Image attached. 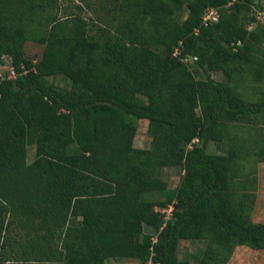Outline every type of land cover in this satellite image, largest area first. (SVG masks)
<instances>
[{"label": "trees", "instance_id": "trees-1", "mask_svg": "<svg viewBox=\"0 0 264 264\" xmlns=\"http://www.w3.org/2000/svg\"><path fill=\"white\" fill-rule=\"evenodd\" d=\"M62 1L0 0V65L16 72L0 76V264H227L238 246L264 250L239 169L264 140L230 132L264 120L263 0H81L94 18ZM208 7L219 18L205 24ZM28 41L44 45L37 62ZM60 75L70 89L47 80ZM173 167L174 193L148 197ZM170 205L169 218L156 209ZM182 240L206 242L198 262L179 258Z\"/></svg>", "mask_w": 264, "mask_h": 264}, {"label": "rangeland", "instance_id": "rangeland-1", "mask_svg": "<svg viewBox=\"0 0 264 264\" xmlns=\"http://www.w3.org/2000/svg\"><path fill=\"white\" fill-rule=\"evenodd\" d=\"M75 2L83 4L81 14L87 18L96 17L95 7H88L85 3H82L81 0H74ZM92 1V0H88ZM97 1V0H93ZM188 1V0H185ZM62 4L64 6L68 5L67 0H63ZM264 6V0H263ZM254 13L257 17V22L264 24V9L255 8ZM186 14L182 18H185ZM256 23V22H255ZM255 23H252L249 28H252ZM44 45L28 41L25 45V54L26 57L33 61L37 62L43 54ZM9 59V58H8ZM4 71L8 70L9 61L4 63ZM212 76L217 80H224V75L221 72H215ZM47 80L54 85L62 89H70L71 82L66 76H49ZM138 131L135 138V146L140 148L149 147L151 143V136L148 131V121L139 120L138 122ZM230 132L235 136H239L242 140L248 141L252 140L257 134H261V137L264 140V120L261 121L257 126L247 123L236 124L230 127ZM264 146V141L263 144ZM208 151L211 153H222L224 152V147H218L217 144L211 143L208 147ZM36 156L35 146H28V161L31 162ZM240 172L241 178L248 180L247 185L249 191H255L256 193V203L252 213V218L255 222H264V154L257 155L256 152L251 151V155L246 156L240 162ZM183 171L180 168H165L163 170V177L168 182L167 192L163 193H154L148 194V197L154 198L159 197L161 199H167L171 196L175 189L179 186ZM157 210H163L161 208H156ZM206 247V242L204 240H182L178 250L179 258L182 260H189L191 262H198L200 257L203 254V251ZM109 261V260H108ZM135 261V260H134ZM111 262V261H110ZM110 264V263H108ZM111 264H118L117 261L112 262ZM121 264V263H120ZM130 264V263H128ZM227 264H264V250H254L247 246L237 247L232 255L230 261Z\"/></svg>", "mask_w": 264, "mask_h": 264}, {"label": "built area", "instance_id": "built-area-1", "mask_svg": "<svg viewBox=\"0 0 264 264\" xmlns=\"http://www.w3.org/2000/svg\"><path fill=\"white\" fill-rule=\"evenodd\" d=\"M218 18H219V10H218V8H216V7H208L206 12H205V14H204V16H203V22L205 24H208L210 22H216V21H218ZM177 52H178V50H176L175 54ZM190 59L191 60L192 59H196V57H192ZM4 66L5 65H0V76H3L4 73H5V71L3 70ZM8 72H9V74H8L9 78H15L16 77V72L13 69V67L10 66V65L8 66ZM172 209H173V207H172V205H170L168 208H164L161 211L166 214V218H169L170 215H171Z\"/></svg>", "mask_w": 264, "mask_h": 264}, {"label": "crops", "instance_id": "crops-1", "mask_svg": "<svg viewBox=\"0 0 264 264\" xmlns=\"http://www.w3.org/2000/svg\"><path fill=\"white\" fill-rule=\"evenodd\" d=\"M156 208H159V207H156ZM238 247H240V246H238ZM135 260V261H134ZM111 261V262H110ZM114 261H117V263L118 264H128V263H130V264H140V262L138 261V260H136V259H131V258H120V259H110L109 261H107V264L108 263H112V262H114Z\"/></svg>", "mask_w": 264, "mask_h": 264}]
</instances>
